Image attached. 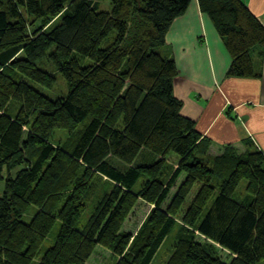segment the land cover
I'll list each match as a JSON object with an SVG mask.
<instances>
[{
    "label": "trees",
    "instance_id": "obj_1",
    "mask_svg": "<svg viewBox=\"0 0 264 264\" xmlns=\"http://www.w3.org/2000/svg\"><path fill=\"white\" fill-rule=\"evenodd\" d=\"M110 3L104 11L97 0H0V264H86L98 247L114 264H150L174 229L163 264H258L264 152L248 141L212 154L211 139L181 113L175 60L157 51L190 0ZM198 3L230 55L227 76H258L250 51L264 54V25L256 15L243 0ZM58 73L65 96L36 88L52 89ZM58 128L76 135L69 147L51 141ZM99 182L104 194L78 229ZM139 198L153 207L132 234L124 224Z\"/></svg>",
    "mask_w": 264,
    "mask_h": 264
},
{
    "label": "crops",
    "instance_id": "obj_2",
    "mask_svg": "<svg viewBox=\"0 0 264 264\" xmlns=\"http://www.w3.org/2000/svg\"><path fill=\"white\" fill-rule=\"evenodd\" d=\"M243 1L264 25V0ZM165 41L162 54L178 68L174 95L182 102L181 113L211 139L212 154L225 144L243 150L248 141L264 152V54L253 49L258 76L228 77L230 55L198 0H190L173 21Z\"/></svg>",
    "mask_w": 264,
    "mask_h": 264
},
{
    "label": "rangeland",
    "instance_id": "obj_3",
    "mask_svg": "<svg viewBox=\"0 0 264 264\" xmlns=\"http://www.w3.org/2000/svg\"><path fill=\"white\" fill-rule=\"evenodd\" d=\"M97 1L99 4V10L109 11L111 9L110 0H97ZM42 26L43 27L45 26L44 28L48 27L47 23L45 25H42ZM112 38H114V33H110V39H112ZM256 48L259 49V47H256ZM157 51L160 52L161 55H163L162 49L158 48ZM254 51L255 50L251 49V51H250L251 56L254 54ZM36 88L38 90H41L44 94L51 96V97L59 96V95L65 96L68 92V86H67L64 78L62 77V75L60 73L57 74V80H56V83L52 89H46L40 85L36 86ZM16 106H17V104H13L11 108H16ZM16 110H17V108L12 109L9 112L11 114H13L14 112H16ZM86 122L81 124L79 126V128H82V126ZM74 136L76 137V135H74ZM74 136H71L69 133H67L66 130L58 128V129L54 130V132L52 134L51 141L54 142L55 144H60L62 147H69L74 142L73 141ZM109 161L112 164L120 167V164H118L115 159L109 160ZM136 163H139L138 158L136 160ZM180 181H181V179L179 178L177 182L179 183ZM245 183H246V181L241 182V184L239 186L240 190L244 188ZM103 185H104L103 182H99V186H98L96 192L93 195L89 196L88 200L85 201L86 208L76 223V227L78 229H82L87 224V222L89 221L91 216L93 215L99 199L104 194L103 193L104 189L102 187ZM3 187H4V181L2 179L0 181V191L3 190ZM175 187L172 189L170 195L168 196L167 200L163 204V207H165L168 204L170 196L175 192ZM197 188H198V185H196L194 187L192 194L186 200V202L184 204V208L186 207V205H188V203L191 199V196L197 190ZM60 205H61V203H58V205L55 208L56 211L59 209ZM152 207H153V205H151V204L147 203L146 201L139 198L134 203L133 208L131 210V213L129 214V216L127 217V219L125 221L124 229L126 231L131 232L132 234H135V232L137 230H139L141 225L146 220V218L149 215ZM36 210H37L36 207H30L28 212L26 213L25 216H23L22 219L25 222H29L31 217L36 212ZM178 221L180 222L179 218H178ZM60 225H61V222L57 220L55 222L53 228L51 229L49 235L47 236L43 246H42V249H41L42 253L47 248L51 247L54 244L56 236H57L59 229H60ZM174 242H175V229L172 230L170 232V234L166 237V239L161 244L160 248L158 249L157 253L155 254V256H154V258L150 264H163L167 260V258L169 257V255L172 251V247L174 245ZM219 252H220L221 256H223L225 258H227V256L229 257L231 255L228 251H226L225 249L220 248V247H219ZM115 260H116V257L114 256L113 253H111L109 250H107L105 248L98 247L95 250V252L91 255L89 260L86 262V264H114ZM258 264H264V259H261Z\"/></svg>",
    "mask_w": 264,
    "mask_h": 264
}]
</instances>
